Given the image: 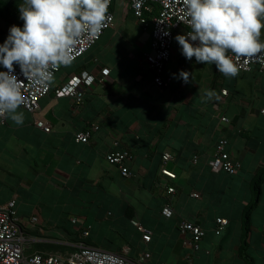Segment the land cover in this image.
<instances>
[{
	"label": "crops",
	"instance_id": "obj_1",
	"mask_svg": "<svg viewBox=\"0 0 264 264\" xmlns=\"http://www.w3.org/2000/svg\"><path fill=\"white\" fill-rule=\"evenodd\" d=\"M22 2L0 0V42L11 24L23 23L17 8ZM113 12L114 26L93 47L105 39V54L128 42L127 57L117 52L111 61L79 58L57 73L38 112L20 105L22 125L7 116L0 124V203L16 201L29 253L69 255L84 244L135 264L147 253L151 257L142 264H226L231 258L243 264L238 254L243 212L252 197L251 181L264 167V71L225 76L213 63L186 60L175 45L163 72L172 81L159 87L146 61L152 52L140 50L145 33L152 39V19L141 24L127 0L116 1ZM122 31L129 36H121ZM259 38L264 41V29ZM104 68L111 72L101 82ZM181 69L190 73L187 82L179 77ZM83 71L97 80L85 89L81 105L55 97L54 90ZM37 120L52 131L40 129ZM81 131L91 132L88 143L76 141ZM222 138L228 141L226 151L242 164L235 175L210 165ZM114 151L132 154L125 162L131 177L109 163ZM166 153L172 156L168 162ZM166 207L173 210L171 217L163 213ZM218 218L229 220L220 235L215 234ZM133 221L151 232L150 242ZM186 222L206 231L199 251L184 245L192 237L182 232ZM50 224L55 241L46 236ZM249 241V254L264 264V184Z\"/></svg>",
	"mask_w": 264,
	"mask_h": 264
},
{
	"label": "clouds",
	"instance_id": "obj_2",
	"mask_svg": "<svg viewBox=\"0 0 264 264\" xmlns=\"http://www.w3.org/2000/svg\"><path fill=\"white\" fill-rule=\"evenodd\" d=\"M108 5L109 0H23L17 4L23 23L11 24L0 42V116L23 124L24 113L18 111L24 101L22 81H50L53 69L70 62L81 33L97 35L107 26ZM183 7L190 30L174 39L186 60L213 63L218 72L235 76L239 64L234 56H252L264 49L259 38L264 29V0H183ZM21 74L25 79L18 78ZM189 75L179 70L185 82ZM207 95L213 96L214 91Z\"/></svg>",
	"mask_w": 264,
	"mask_h": 264
},
{
	"label": "built area",
	"instance_id": "obj_3",
	"mask_svg": "<svg viewBox=\"0 0 264 264\" xmlns=\"http://www.w3.org/2000/svg\"><path fill=\"white\" fill-rule=\"evenodd\" d=\"M118 0H109L108 14L110 19L107 20V26L104 27L99 34L92 35L88 32L81 33L73 46L72 58L69 63L58 66L53 69V78L43 84L33 83L32 81H22L24 101L21 106L30 113H36L40 110V100L48 96L52 91V81L60 72L61 68L75 62L83 57L102 37L105 31L112 28L115 22V14L113 12V5ZM130 7L138 19V21L146 25L149 18L147 13L152 14V48L153 51L146 55V61L150 71L154 74L153 81L159 87H168L172 81L171 77H164L163 72L167 63L170 61L173 50L175 48V35L178 31L182 33L190 30L186 23L184 15L183 0H127ZM156 6V7H154ZM167 33V34H165ZM179 48V47H178ZM180 52V51H179ZM181 54V52H180ZM234 59L239 64V71L236 74L241 75L251 72L253 69L264 71V50L258 51L252 56H234ZM19 67L16 72L19 73ZM110 69L104 68L101 73L100 81L104 82L110 75ZM18 78L25 79L23 75ZM96 76L89 71H83L80 74H75L68 79V81L61 87L54 90L56 98H71L77 105L84 102V93L87 87H91L96 82ZM223 95H227V90H222ZM264 114V110H262ZM6 116H0V124L5 123ZM227 121V118H223ZM36 125L47 133L52 131V126L46 122L37 120ZM91 137L90 131H81L75 134V139L79 143H88ZM228 141L225 138L219 140L214 158L210 165L214 171H223L230 175H235L242 168V164L234 160L226 151ZM133 156L128 151H114L107 156L109 163L118 165L122 170L124 177H131L132 173L125 162L132 159ZM164 161L168 162L172 159L171 154L164 155ZM162 173L170 178L175 179L176 174L163 169ZM172 193L174 188H170ZM193 197L198 198L199 194H193ZM163 213L167 217L173 215V210L169 207L164 208ZM133 224L142 231L143 239L150 242L152 236L151 232L144 229L137 221ZM229 225V220L225 218H218L216 220L215 234L220 235ZM182 232H190L191 238L184 240V245L192 247L194 251L200 250V244L206 231L199 225L186 222L182 225ZM85 235H89L86 232ZM28 244L27 237L23 234L19 224V218L16 210V201H10L5 204L0 203V264H135L127 257L105 250L90 247L84 244L69 255L61 254H46L43 252L29 253L26 250ZM151 254L147 253L141 258L142 264L146 259L150 258Z\"/></svg>",
	"mask_w": 264,
	"mask_h": 264
},
{
	"label": "trees",
	"instance_id": "obj_4",
	"mask_svg": "<svg viewBox=\"0 0 264 264\" xmlns=\"http://www.w3.org/2000/svg\"><path fill=\"white\" fill-rule=\"evenodd\" d=\"M156 7V6H154ZM10 14V13H9ZM12 16V15H11ZM147 17L151 19L152 14L147 13ZM182 34V30L178 31ZM264 184V167L261 168L251 181V200L245 207L242 219V233L238 247V254L243 264H255L254 258L249 254L250 234H251V217L254 210L258 207L261 201L262 188Z\"/></svg>",
	"mask_w": 264,
	"mask_h": 264
},
{
	"label": "rangeland",
	"instance_id": "obj_5",
	"mask_svg": "<svg viewBox=\"0 0 264 264\" xmlns=\"http://www.w3.org/2000/svg\"><path fill=\"white\" fill-rule=\"evenodd\" d=\"M114 29L115 30H119L117 28H114ZM112 30L113 29L109 30L108 32H111ZM122 32L120 33L121 36L122 35H125V37H128L129 36V32H127V31L126 32H123V33ZM130 37L127 38L128 41L130 40ZM110 38H111V36H109V38H108V41L109 42H110ZM113 42H114V39H113ZM118 42H119V40H118ZM104 44H105V39H103L102 41H100L97 44V46L93 47L90 51H88V53H86V55L83 58H80L77 62H87V63H89L91 61L92 62L95 61L96 59H98V60H101V59L102 60H105L106 59L108 61H111L113 59V57H115V55H116L117 52H118V54L123 55V58H124V57H127L128 56V54H129L130 51H132L130 48H127L130 43L124 42L123 47H119L118 46L119 48H116V49L113 48V49L105 52V54H106L105 55L104 54V50H105V47H104L105 45ZM175 45L176 46L178 45V42L177 41H175ZM141 47H142V49H140L141 51H144V52L145 51H147V52H152L153 51V48H152V39L150 37V33H145V36L143 38L142 46ZM89 57H91V58L88 59V60H84V59H87ZM126 67H127V64H125V66H122V69H119V71L124 73V70H125L124 68H126ZM146 73H148V71H146ZM46 229L48 230V232H47L48 234L46 236L49 239L55 241V234L52 233V230L55 229V225H52V224L46 225ZM53 246H55V245H53ZM53 248H54L53 251H55V247H53ZM230 252L231 251L229 250L228 253H230ZM213 256L215 258L216 257V254L214 253ZM226 264H237V263H236V261L233 258H231V259L226 260ZM255 264H260L259 260H257L255 262Z\"/></svg>",
	"mask_w": 264,
	"mask_h": 264
}]
</instances>
